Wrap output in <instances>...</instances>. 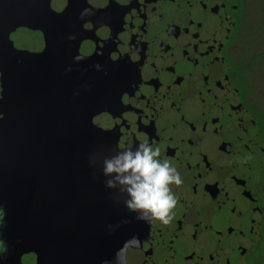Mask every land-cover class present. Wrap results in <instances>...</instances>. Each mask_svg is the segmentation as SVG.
Wrapping results in <instances>:
<instances>
[{
    "label": "flooded vegetation",
    "instance_id": "af4514ba",
    "mask_svg": "<svg viewBox=\"0 0 264 264\" xmlns=\"http://www.w3.org/2000/svg\"><path fill=\"white\" fill-rule=\"evenodd\" d=\"M110 2L107 67L136 82L152 116L150 145L181 177L170 185L172 219L137 222L121 199L90 232L73 234L54 219L19 264H40L42 254L44 264L47 254L104 264L133 235L142 243L127 249V264H264V9L252 26L256 0ZM74 179L78 192L81 177Z\"/></svg>",
    "mask_w": 264,
    "mask_h": 264
},
{
    "label": "water",
    "instance_id": "95a60500",
    "mask_svg": "<svg viewBox=\"0 0 264 264\" xmlns=\"http://www.w3.org/2000/svg\"><path fill=\"white\" fill-rule=\"evenodd\" d=\"M85 8L91 14L80 19ZM114 36L110 0H0V77L7 79L0 92V148H10L0 151L2 238L9 246L3 264H19L24 252L37 249L38 232L53 231L54 219L64 229L72 226L73 234L81 227L90 232L97 216L118 202L89 157L156 137L136 82L107 67ZM97 63L101 71L92 67ZM75 176L83 187L78 192L71 188ZM55 247L59 242L47 245V253ZM45 257L46 264H65Z\"/></svg>",
    "mask_w": 264,
    "mask_h": 264
},
{
    "label": "clouds",
    "instance_id": "9594fccd",
    "mask_svg": "<svg viewBox=\"0 0 264 264\" xmlns=\"http://www.w3.org/2000/svg\"><path fill=\"white\" fill-rule=\"evenodd\" d=\"M87 8L80 12L79 18L90 15ZM68 40H75V36H68ZM80 57H73V63H78ZM96 71H101L100 64H93ZM66 68L65 71H70ZM2 75V74H0ZM3 89L0 88V92ZM2 99V96H0ZM159 148H153L149 143H140L135 148L118 151L111 156L93 154L89 157V167L99 165L104 177V187L116 194V202L122 199L123 207L133 214L137 222L150 224L153 220L167 225L172 219L171 210L175 208L177 200L170 185H181L182 180L177 169L166 160L159 159ZM250 157H245V161ZM94 180L95 176L92 177ZM6 212L0 205V264L6 260L9 246L3 237ZM121 223H128L127 220ZM116 227H119L117 225ZM112 225L108 231H113ZM19 243V241H17ZM138 236L133 235L125 240L121 247L113 254L111 261L104 264H127V249L138 248L141 245Z\"/></svg>",
    "mask_w": 264,
    "mask_h": 264
},
{
    "label": "rangeland",
    "instance_id": "374dc122",
    "mask_svg": "<svg viewBox=\"0 0 264 264\" xmlns=\"http://www.w3.org/2000/svg\"><path fill=\"white\" fill-rule=\"evenodd\" d=\"M255 11L253 10V21H252V26H255V24H257L256 22L257 21H260L261 19V13H262V10L264 9V0H256V3H255ZM256 21V22H255ZM7 86V79L6 78H1L0 77V88L1 87H6ZM10 148H8V146H3L2 148H0V151L3 153V154H7L8 151H9Z\"/></svg>",
    "mask_w": 264,
    "mask_h": 264
}]
</instances>
